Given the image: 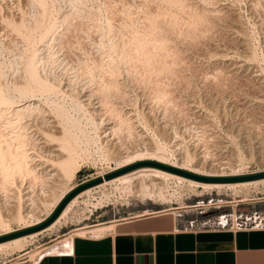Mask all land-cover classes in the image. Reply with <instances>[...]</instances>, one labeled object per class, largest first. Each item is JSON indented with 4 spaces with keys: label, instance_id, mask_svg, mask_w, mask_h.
Listing matches in <instances>:
<instances>
[{
    "label": "rangeland",
    "instance_id": "1",
    "mask_svg": "<svg viewBox=\"0 0 264 264\" xmlns=\"http://www.w3.org/2000/svg\"><path fill=\"white\" fill-rule=\"evenodd\" d=\"M145 162L205 179L264 172V0H0V237ZM143 169L166 174L117 180ZM105 182L0 264L163 212L194 228L264 226V178L141 166Z\"/></svg>",
    "mask_w": 264,
    "mask_h": 264
},
{
    "label": "crops",
    "instance_id": "2",
    "mask_svg": "<svg viewBox=\"0 0 264 264\" xmlns=\"http://www.w3.org/2000/svg\"><path fill=\"white\" fill-rule=\"evenodd\" d=\"M34 264H264V228L190 229L163 212L74 237Z\"/></svg>",
    "mask_w": 264,
    "mask_h": 264
},
{
    "label": "water",
    "instance_id": "3",
    "mask_svg": "<svg viewBox=\"0 0 264 264\" xmlns=\"http://www.w3.org/2000/svg\"><path fill=\"white\" fill-rule=\"evenodd\" d=\"M141 166H154V167H158L173 173H177L180 175H183L185 177L188 178H192V179H196V180H201V181H206V182H242V181H250V180H257V179H263L264 178V172L263 173H259V174H255V175H250V176H243V177H238V178H228V179H205V178H199L197 176H194L192 174L180 171V170H176L170 167H166L163 165H160L158 163H153V162H145V163H140V164H135L126 168H123L121 170H118L116 172H113L111 174L106 175L103 178H97L93 181H90L86 184H83L79 187H77L76 189H74L73 191H71L67 196H65V198L59 203V205L57 206V208L55 209V211L53 212V214L41 225L35 227V228H31V229H27L21 232H17L14 234H10L8 236H4V237H0V243L2 242H6L8 240H12L24 235H28L31 234L33 232L42 230L48 226H50L61 214V212L64 210V208L67 206V204L75 197L77 196L79 193L94 187L98 184H101L103 181H110L116 177H119L123 174H126L134 169H136L137 167H141Z\"/></svg>",
    "mask_w": 264,
    "mask_h": 264
},
{
    "label": "bare ground",
    "instance_id": "4",
    "mask_svg": "<svg viewBox=\"0 0 264 264\" xmlns=\"http://www.w3.org/2000/svg\"><path fill=\"white\" fill-rule=\"evenodd\" d=\"M173 64V63H172ZM29 107H31V105H28ZM27 106V107H28ZM22 108V107H21ZM26 108V107H25ZM21 110V109H20ZM19 110V111H20ZM23 110V109H22ZM25 111V110H24ZM18 112V111H17ZM31 117V116H30ZM163 174H166V173H162V172H160V171H156V170H153V169H143V170H138V171H135V172H132V173H130V174H127V175H125V176H122V177H120V178H118L117 180L118 181H120V182H125V181H131V180H135L136 181V179H138V178H140V180L141 179H144V180H150V181H152V182H154V181H156V178H158L159 176L161 177V175H163ZM169 175V174H168ZM54 176V175H53ZM112 182V181H111ZM106 184H108L109 182H105ZM145 183H147L146 181L144 182V185H143V183L141 184V185H143L144 187H147L146 186V184ZM153 184V183H152ZM138 185V184H137ZM153 186V185H152ZM141 188H142V186H141ZM149 188V187H148ZM146 190H148V189H146L145 188V191ZM63 196H64V194H63ZM62 196V197H63ZM61 199V198H60ZM59 200V199H58ZM57 200V201H58ZM76 200V199H75ZM75 200L72 202V201H70L69 203H71L68 207L66 206L65 208H64V210L61 212V214L59 215V217L55 220V221H57L54 225H53V223L55 222H53L50 226H52V227H55L58 223H60L66 216H67V214L70 212V210H71V207H72V205H74V203H75ZM68 203V204H69ZM66 209V210H65ZM61 216V217H60ZM51 227V228H52ZM25 239V238H24ZM24 239H15V240H13V241H10V242H8V243H5V244H2V245H0V250H2V249H6V248H12L11 246H16L17 247V245H20L22 242H24ZM23 245V244H22ZM21 246V245H20ZM6 250H8V249H6Z\"/></svg>",
    "mask_w": 264,
    "mask_h": 264
},
{
    "label": "built area",
    "instance_id": "5",
    "mask_svg": "<svg viewBox=\"0 0 264 264\" xmlns=\"http://www.w3.org/2000/svg\"><path fill=\"white\" fill-rule=\"evenodd\" d=\"M186 228H190V229H204V228H194L193 226H185ZM228 228H231V229H245V228H264V226H260V225H252V224H247V223H244V225H234V226H230Z\"/></svg>",
    "mask_w": 264,
    "mask_h": 264
}]
</instances>
